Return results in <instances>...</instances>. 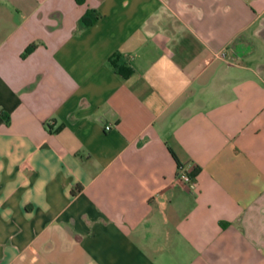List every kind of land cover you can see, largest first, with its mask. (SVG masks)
<instances>
[{"label": "crops", "instance_id": "obj_1", "mask_svg": "<svg viewBox=\"0 0 264 264\" xmlns=\"http://www.w3.org/2000/svg\"><path fill=\"white\" fill-rule=\"evenodd\" d=\"M0 264H264V0H0Z\"/></svg>", "mask_w": 264, "mask_h": 264}, {"label": "trees", "instance_id": "obj_2", "mask_svg": "<svg viewBox=\"0 0 264 264\" xmlns=\"http://www.w3.org/2000/svg\"><path fill=\"white\" fill-rule=\"evenodd\" d=\"M77 2L79 3H82L84 0H76ZM99 17V14L94 10V9H91V8H88L86 9V11L84 12V14L81 16L80 18V22L83 24V25H90L92 24L97 18ZM34 45H29L26 49H25V53H28L31 48H33ZM172 156L176 159L177 163H178V167L181 166V164L178 162L174 152L172 151L171 148H169ZM192 176V175H191ZM193 177V176H192Z\"/></svg>", "mask_w": 264, "mask_h": 264}, {"label": "built area", "instance_id": "obj_3", "mask_svg": "<svg viewBox=\"0 0 264 264\" xmlns=\"http://www.w3.org/2000/svg\"><path fill=\"white\" fill-rule=\"evenodd\" d=\"M218 56L221 58H224L227 56V52L225 50L221 51ZM105 129L108 130L110 129L109 125L105 126ZM177 179L185 184H187L190 188L195 187V180L194 178L190 175L189 172L186 171L182 166L178 167V173H177Z\"/></svg>", "mask_w": 264, "mask_h": 264}]
</instances>
